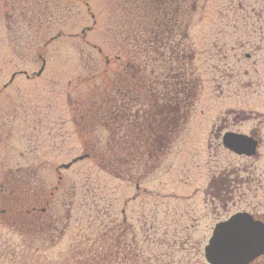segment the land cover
<instances>
[{
    "label": "rangeland",
    "instance_id": "1",
    "mask_svg": "<svg viewBox=\"0 0 264 264\" xmlns=\"http://www.w3.org/2000/svg\"><path fill=\"white\" fill-rule=\"evenodd\" d=\"M117 1H76L66 25L51 23L48 43L44 22L29 32L15 10L8 22L0 5V188L13 197L30 184L56 188L46 215L62 217L39 230L36 222L22 226L23 214L0 215V264H93L87 247L95 220L123 218L139 252L162 240L174 259L207 264L203 247L217 222L238 211L264 218V0H189L184 19L201 89L158 166L142 170L144 178L115 177L87 157L60 167L83 154L67 95L86 75L87 52L99 66L117 53L110 35ZM227 131L253 133L255 155L225 149ZM224 174H232L233 192L222 208L209 186Z\"/></svg>",
    "mask_w": 264,
    "mask_h": 264
},
{
    "label": "trees",
    "instance_id": "2",
    "mask_svg": "<svg viewBox=\"0 0 264 264\" xmlns=\"http://www.w3.org/2000/svg\"><path fill=\"white\" fill-rule=\"evenodd\" d=\"M12 1L3 0L0 4L5 19L10 22V14L15 10L16 22L25 23L33 33L44 22L43 36L48 43L51 23L66 25L75 8L71 5L81 0ZM188 2L118 0L114 26L110 29L117 53L99 66L92 50L87 52L83 65L86 75L70 87L68 106L82 155L108 174L128 181L144 178L146 172L142 170L158 166L171 138L178 135L194 105L201 82L195 72V53L185 26ZM81 35L82 38L84 33ZM224 175L212 179L209 186L213 191L211 201L222 208L233 192L229 187V181L233 180L227 178L232 174ZM30 185L29 191L20 188L17 191L21 195H14L19 201L15 203L20 205L16 209L20 211L23 203H42L47 213L56 188L47 190L44 183ZM46 213L48 222L62 218L58 213ZM251 214L264 222L262 216ZM69 217L65 213L64 219ZM128 227L124 218L107 224L95 220L93 238L87 247L91 252L87 257L91 256L93 264H185L174 259L171 252L163 251L162 240L154 248L144 245L139 252L135 234Z\"/></svg>",
    "mask_w": 264,
    "mask_h": 264
},
{
    "label": "water",
    "instance_id": "3",
    "mask_svg": "<svg viewBox=\"0 0 264 264\" xmlns=\"http://www.w3.org/2000/svg\"><path fill=\"white\" fill-rule=\"evenodd\" d=\"M43 66L36 75L41 73ZM221 144L230 152L243 156H254L257 149V141L252 136L230 131L224 132ZM85 157L77 156L60 167L66 169ZM203 254L207 264H249L264 254V223L248 212L233 213L213 226Z\"/></svg>",
    "mask_w": 264,
    "mask_h": 264
},
{
    "label": "flooded vegetation",
    "instance_id": "4",
    "mask_svg": "<svg viewBox=\"0 0 264 264\" xmlns=\"http://www.w3.org/2000/svg\"><path fill=\"white\" fill-rule=\"evenodd\" d=\"M185 1H189V0H185ZM250 136H252L257 141V147H258L259 140H257L254 137L253 133ZM239 156H241V155H239ZM3 187H5V186H3ZM3 187L0 188V206H1L0 207V215H1V217H4L9 212L7 214V216H9L12 219L13 218V211H14V215L23 214L24 218H28L27 222L23 221L22 226L26 225L28 222L30 225L33 224L34 222H36L40 226L39 230H41V226L44 225L45 221H46L45 216H44V214L46 213V208L45 207L42 208V207L36 206L34 204L31 205L32 203L28 202V203H23V207L21 208L20 211H16V210H14V208L16 207V203L14 202L13 195L11 193L9 194V190L8 191L6 190V188H8V187H5V189ZM37 217H38V219L36 220ZM263 262H264V254L257 257L256 259H254L249 264H261Z\"/></svg>",
    "mask_w": 264,
    "mask_h": 264
}]
</instances>
